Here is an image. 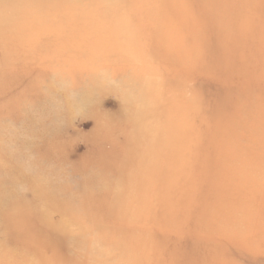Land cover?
I'll return each instance as SVG.
<instances>
[{"label": "rangeland", "instance_id": "374dc122", "mask_svg": "<svg viewBox=\"0 0 264 264\" xmlns=\"http://www.w3.org/2000/svg\"><path fill=\"white\" fill-rule=\"evenodd\" d=\"M0 264H264V0H0Z\"/></svg>", "mask_w": 264, "mask_h": 264}]
</instances>
